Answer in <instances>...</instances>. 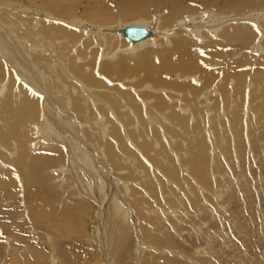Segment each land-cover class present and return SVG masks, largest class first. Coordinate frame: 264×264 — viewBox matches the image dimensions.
I'll use <instances>...</instances> for the list:
<instances>
[{"label": "rangeland", "instance_id": "374dc122", "mask_svg": "<svg viewBox=\"0 0 264 264\" xmlns=\"http://www.w3.org/2000/svg\"><path fill=\"white\" fill-rule=\"evenodd\" d=\"M134 1L145 10L136 12ZM199 1L81 0L73 15L51 17L52 10L27 0H0V23L21 31L20 38L33 25L19 19V5L50 14L40 16L50 23L78 19L100 31L87 39L73 33L67 45L41 34L38 43L25 44L27 70L28 51L48 47L61 64L74 56L86 62L94 81L90 90L75 82L72 92L80 86L91 101L76 134L64 130L66 114L57 113L54 124L34 114L9 131L10 141L0 139V264H264V0H202L206 7ZM33 13L25 12L38 17ZM138 15L147 17L144 23L158 21L155 43L138 52L124 36L107 43V28L137 22ZM184 16L194 25H211V17L228 25L213 36H203L204 29L201 39L189 37ZM233 27L240 37L220 38ZM177 37L191 43L192 76L157 70L176 58ZM145 52H153L150 59ZM121 56L137 71L126 66V75L118 73ZM106 64L115 72L105 71ZM11 66L0 80L16 86L20 74ZM221 85L229 105L221 102ZM80 142L87 152L76 149Z\"/></svg>", "mask_w": 264, "mask_h": 264}, {"label": "bare ground", "instance_id": "6f19581e", "mask_svg": "<svg viewBox=\"0 0 264 264\" xmlns=\"http://www.w3.org/2000/svg\"><path fill=\"white\" fill-rule=\"evenodd\" d=\"M18 1L19 0H17V2H15V3H18ZM66 1H69L68 6L70 7V9H68V10L65 7ZM33 2L34 1H32V0H27L26 3H27V5H28V3H29V5L30 4L34 5ZM80 2H81V0H47V1L42 3L40 0L39 3H37L35 5H37V6L40 5L42 7L44 6V7H47L48 9L52 10L53 14L51 15V17H55V16H62V17L66 16V17H68V16L73 15V11H75V9L77 8V4H81ZM199 3H201L203 5L205 4V2H203L202 0H200ZM3 4L5 5L6 3H3ZM134 4H135L136 12H138L139 9L145 10L144 6L140 7L139 1H134ZM7 5H9V4H7ZM12 6H14V5H12ZM19 6H21V8H19L20 11L22 10L20 12L21 14L19 13V15H20L19 19L20 18L29 19V23H30V25H33V27H32L33 29L29 28V31H27L26 36L21 37V38L25 37V39H27L28 41L21 42L22 39L20 38V36H18L22 33L21 31H20V34H17V31L12 32L11 30H9L11 27H9V29H7L5 27L6 23L5 24H3V22L0 23V61H2V64H3L2 68L0 67L1 68L0 69V76L4 77V71L5 70H3V67L6 68L8 61H9V63L11 62L12 66L14 68H16L20 74V80L18 79L19 82L16 83V86L14 83L8 84L9 83L8 77H7L8 79L4 83H3V80L2 81L0 80V116H1L0 121H2V123H3V125H2V123H0V139L2 142H5V143L10 141L11 139H9L7 136L9 131L14 130L18 124H20L22 121H24L27 118H31L32 115H34V114L40 115V121H41V119H43L44 122H46L47 120H50L53 124L55 122V118L57 116V113L66 114L67 116L63 117V123H62L64 126V130L68 129L72 133L76 134V132L79 131L78 126L80 127L81 123L86 120L85 119L86 116H84V112H85L84 105H90L91 104V101L89 99H86V95H84L85 93L80 88V86H81L80 84H83L84 86L86 84H88L85 87L90 90L91 87L89 85L92 84L94 81L92 76L89 75L86 71V65H87L86 62L79 63V61H77L78 58L74 56V59L68 60L67 64H65L64 61L61 64L62 59L59 60L56 57L55 58L51 57L52 53H50V51H48V49H47L48 47L47 48L41 47V48H37V50H36V48L34 47V44H33L32 48H35V49L28 51V53L32 52L31 54H33V62H31V65L28 68L29 70H27L26 66H28V60H27L28 54H26L24 51V50H26L25 44L29 43L30 41H33L32 43H38L37 41L39 40V38H41L40 36L43 35L52 41L59 42L60 44L64 43V45L65 44L67 45L69 43L70 35L73 33L80 34L81 35L80 38H86L87 39L89 37H93L94 35H100V31L92 25H91L92 30L88 31L87 29H90V26H89L90 24L86 25V23H83L82 21H80L78 19L77 20H71L68 23L63 22L62 20H59L62 23H58V22L57 23H50V22H47V21L42 20L40 18L41 15H44L45 17L50 18V14H47V13L43 14L40 11H34V8L27 10V9L22 7L23 5H19ZM7 7H9V6H7ZM204 7H206V6L204 5ZM8 9H10V7ZM170 9H173V6L170 7ZM0 10H1V6H0ZM29 11L34 12L38 17H34L32 15H26L25 12L28 13ZM42 12H44V11H42ZM173 12H174L176 17L183 16L180 13L179 9L174 8ZM1 13L5 14L6 12H1ZM13 13H15V12H13ZM3 16L4 15H2V18H4ZM138 16H140V19H138L137 22L135 21L132 24L117 25L116 27L107 28L106 29L107 31L104 32L107 43L109 45H112L113 42L117 43L118 40L125 41L126 40L125 38H127V37L121 33V29L124 27H128V26H145L151 31V35L142 39L141 41H131L130 39L127 38V40L129 41L128 43L131 44V47H130L131 51L138 52V51H140L139 50L140 47H143L144 45H147L149 43H155L156 42L155 38L158 37V35H159V33H158L159 28L157 27L158 21L153 19L152 21H148L147 23L146 22L144 23L143 21L147 17H143L142 15H138ZM205 16H207V14ZM186 17L187 16H184V20L187 19ZM188 18L190 19L191 17H188ZM217 20L218 19L211 17L210 22H213V23L211 25H208L205 22L204 26H203V24H197V23H195V25H194L193 23H190L189 20L187 19L186 22H188V24H190V25L188 28H185L183 30L186 31V35H188L189 37H191V36H196L199 38L202 37V33H200V31H202L204 29L207 31L203 32V36L205 35V33H206V35L213 36V33L215 31L217 32L220 29H222V26L224 25V23H226V22H222L221 23L222 26H221V24H219L220 22H216ZM22 21L24 22V20H22ZM219 21H221V20H219ZM231 21H233V20H231ZM236 21H238V20H235L233 22H236ZM166 22H168V20H166ZM25 24H26V22H25ZM226 24L228 25V23H226ZM15 25H19V24L16 22ZM65 25L69 26V28H67ZM208 26H211V29H209ZM16 27H19V26H16ZM177 27H179V26H177ZM206 27H208V28H206ZM84 29L87 30L88 32L84 31ZM243 29H245V31L248 32V30L246 28H243ZM224 30L225 31L221 32L222 34L220 35V38H224L226 40H229L230 42L232 40H234L236 37H240V34L242 33L239 30V27H233L232 29H229V30L224 29ZM24 32H26V31H24ZM181 32H182V30H181ZM250 32L251 31L249 30V34H250ZM162 34L164 36L168 37L167 32H164ZM216 35H217V33L214 35V37H216ZM54 36H55V38H54ZM56 36H60V38L56 39ZM82 36H84V37H82ZM122 36H124L125 38ZM61 37L63 38L62 40H61ZM186 38L187 37H185V39L181 43H180L179 37L176 38V40L178 41L177 45L175 46L176 50H174V52L176 54V58L173 60H168V61L164 62L161 66H159L157 68V70L162 71V72L168 71V70H176L181 75L190 74V76H192L191 73H194L197 69L195 68L196 63H195V61H193L194 57L191 59V55L189 52V50L191 48V43ZM59 43H58V45H59ZM100 44H103V41H100ZM45 46H47V45H45ZM183 46H185V48H183ZM186 46H188L190 48H186ZM59 47H61V46H59ZM59 50L57 48H55L56 53H58V56L61 57L63 55V54L61 55V53L63 51L60 52ZM118 50L119 49L114 51V53H116ZM165 50H163V52ZM196 50H197V47H196ZM151 53H153V52H145V54H146L145 57L151 56L152 55ZM140 54H138V55H140ZM62 57H64V56H62ZM149 59H150V57H149ZM65 62H66V60H65ZM129 63H130L129 57H123V56L119 57L118 61H117V64H118L117 69L119 71H117V72L123 73L126 75V69H125L126 66L131 73L136 72L137 70L130 68ZM12 66H11V69H12ZM22 66H24V67H22ZM197 66H199V65H197ZM9 69L10 68L8 67V70ZM21 69H24L25 71H27L29 73V81L28 82H26V80L24 78V74L21 71ZM104 70L107 72H115L114 66L109 65V64H106L104 66ZM8 76H10V75H8ZM212 78H209V79L212 80ZM77 79H79L78 83H79V81L81 83H79V85H80L78 87L79 91H77V93L75 94L72 91L75 88H77V85L75 84ZM211 80H208V81L211 82ZM239 80H242L241 77ZM158 83H162V81H159ZM175 83H176V81H174L173 84H175ZM177 86L179 88V85H177ZM220 89H221V93H223L222 94L223 98H222L221 102L224 104H227V103L230 104L231 103V101L229 100L230 98H228V96L226 95V93L228 91V87L227 86L223 87V85H221ZM198 90H200V89H198ZM204 91L205 90L203 89L202 92H204ZM68 93H69V98H68ZM80 93L82 94V96H80ZM207 93H208V91L205 94H207ZM200 94H202V93H200ZM72 96H75V98L70 99ZM57 98H60V99L58 100ZM97 98L99 99V101L105 100V97H103V96H99ZM67 100H68V104L63 103ZM109 103L113 107H116L119 105V101L116 99L110 101ZM161 104H163V102H161ZM229 104H227V105H229ZM51 105H56L58 107V111H57V109L53 108ZM18 108H20L21 110L19 112H16ZM131 110L133 113H135V111L132 108H131ZM139 110H140V108H139ZM11 122H13V124H10ZM178 123L184 127L187 126L186 128H188L189 121L186 118L178 117ZM193 127H194V125H192V126L190 125V127H189L190 131L193 129ZM4 128H5V130H4ZM37 129H38V127H36V130ZM13 135H14V133H13ZM75 146L78 147V148L76 147V149L87 152V147L83 142H80V144L76 143ZM93 162L95 163V165L100 163L98 161V159H94ZM89 163H91V161L87 162L88 167H90L92 165V164L89 165ZM99 195H101V194H99ZM109 198H110V196H109ZM111 200H112V198H111ZM114 201L115 200H113L112 202H114ZM109 203H111V201ZM114 203L116 206V201ZM143 206H145V205H143ZM122 213H124V215H126L127 212L125 213V211H123ZM58 223H60V225H58V226H61L64 222L58 220ZM16 258L19 259L18 256ZM16 258L14 257L13 259H16ZM15 263H16L15 260H12V264H15Z\"/></svg>", "mask_w": 264, "mask_h": 264}, {"label": "water", "instance_id": "95a60500", "mask_svg": "<svg viewBox=\"0 0 264 264\" xmlns=\"http://www.w3.org/2000/svg\"><path fill=\"white\" fill-rule=\"evenodd\" d=\"M121 33L131 41H141L151 35V31L145 26H128L121 29Z\"/></svg>", "mask_w": 264, "mask_h": 264}]
</instances>
